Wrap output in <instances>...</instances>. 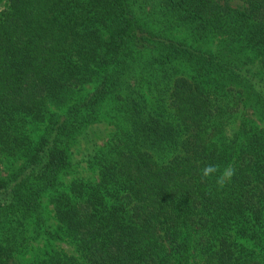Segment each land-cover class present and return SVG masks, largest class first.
<instances>
[{
    "label": "trees",
    "instance_id": "16d2710c",
    "mask_svg": "<svg viewBox=\"0 0 264 264\" xmlns=\"http://www.w3.org/2000/svg\"><path fill=\"white\" fill-rule=\"evenodd\" d=\"M237 1L0 0V264H264V0Z\"/></svg>",
    "mask_w": 264,
    "mask_h": 264
},
{
    "label": "rangeland",
    "instance_id": "374dc122",
    "mask_svg": "<svg viewBox=\"0 0 264 264\" xmlns=\"http://www.w3.org/2000/svg\"><path fill=\"white\" fill-rule=\"evenodd\" d=\"M237 4L241 6V5H243V2L238 0ZM178 35L182 36V37H185V36H187V33H186L185 30L180 29V31H178ZM104 113L111 117V111L109 110V108H105L104 109ZM113 130H114V126L113 125H111L109 127V125L107 123L106 124L102 123V125L100 126V129H99V132H95L94 136H95L96 139L98 138V140L100 142V141L105 140L107 138V136L109 135L110 131H113ZM80 142H81L80 143L81 147H84V148H85V146L87 147L86 141H81L80 140ZM81 150H82V148H80V151ZM62 248L66 249V250H69V252L73 251V246L70 245V244L69 245L62 244Z\"/></svg>",
    "mask_w": 264,
    "mask_h": 264
},
{
    "label": "clouds",
    "instance_id": "9594fccd",
    "mask_svg": "<svg viewBox=\"0 0 264 264\" xmlns=\"http://www.w3.org/2000/svg\"><path fill=\"white\" fill-rule=\"evenodd\" d=\"M214 171H215L214 168L207 167V168L204 169L203 174H204V176H208L211 172H214ZM221 183H222V181H221Z\"/></svg>",
    "mask_w": 264,
    "mask_h": 264
}]
</instances>
